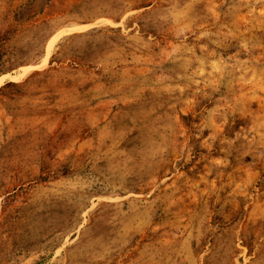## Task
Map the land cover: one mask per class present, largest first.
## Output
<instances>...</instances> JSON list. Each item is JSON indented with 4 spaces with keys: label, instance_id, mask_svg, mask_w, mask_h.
Listing matches in <instances>:
<instances>
[{
    "label": "rangeland",
    "instance_id": "rangeland-1",
    "mask_svg": "<svg viewBox=\"0 0 264 264\" xmlns=\"http://www.w3.org/2000/svg\"><path fill=\"white\" fill-rule=\"evenodd\" d=\"M0 264H264V0H0Z\"/></svg>",
    "mask_w": 264,
    "mask_h": 264
},
{
    "label": "bare ground",
    "instance_id": "bare-ground-1",
    "mask_svg": "<svg viewBox=\"0 0 264 264\" xmlns=\"http://www.w3.org/2000/svg\"><path fill=\"white\" fill-rule=\"evenodd\" d=\"M84 24H78L77 26H75V28H77V27H79L80 28V26H83ZM73 27V26H72ZM71 27V28H72ZM84 27H86V26H84ZM74 28V29H75ZM63 29V28H62ZM69 30H71V29H69ZM60 31V30H59ZM62 32V31H61ZM64 32H67L66 30L64 31ZM63 33V32H62ZM61 34V33H60ZM59 33L58 34H55V35H53L52 37H51V39L49 40V42H48V44H47V51H46V54H45V56L43 57V59L42 60H40V62L38 63V64H34V65H27V66H22L21 68H20V71L19 72H16L15 74H10V76L11 77H13V78H21V77H23L25 74H26V72L29 70V69H31V68H37V67H40V65H42L43 63H48L47 62V60L49 59L48 57V54L51 52L50 51V47H51V45H52V43L54 42V40L60 35ZM43 66V65H42ZM7 74V73H6ZM9 75V74H8ZM6 76V75H5Z\"/></svg>",
    "mask_w": 264,
    "mask_h": 264
}]
</instances>
